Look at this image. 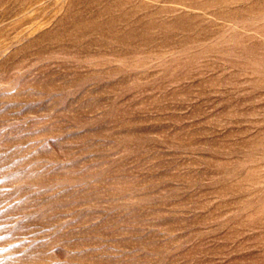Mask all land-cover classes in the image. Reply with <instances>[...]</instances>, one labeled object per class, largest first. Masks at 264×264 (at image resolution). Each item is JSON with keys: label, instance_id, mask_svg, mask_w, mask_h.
<instances>
[{"label": "rangeland", "instance_id": "obj_1", "mask_svg": "<svg viewBox=\"0 0 264 264\" xmlns=\"http://www.w3.org/2000/svg\"><path fill=\"white\" fill-rule=\"evenodd\" d=\"M0 264H264V0H0Z\"/></svg>", "mask_w": 264, "mask_h": 264}]
</instances>
